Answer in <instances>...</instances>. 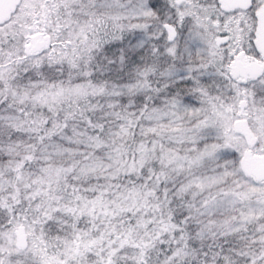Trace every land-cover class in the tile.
<instances>
[{"label":"snow or ice","instance_id":"snow-or-ice-1","mask_svg":"<svg viewBox=\"0 0 264 264\" xmlns=\"http://www.w3.org/2000/svg\"><path fill=\"white\" fill-rule=\"evenodd\" d=\"M0 264H264V0H0Z\"/></svg>","mask_w":264,"mask_h":264}]
</instances>
